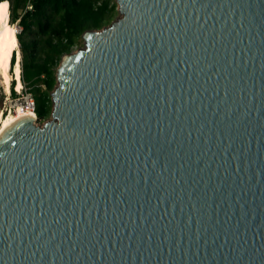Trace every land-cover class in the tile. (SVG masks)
<instances>
[{
	"label": "water",
	"instance_id": "water-1",
	"mask_svg": "<svg viewBox=\"0 0 264 264\" xmlns=\"http://www.w3.org/2000/svg\"><path fill=\"white\" fill-rule=\"evenodd\" d=\"M116 1L0 133V264H264V0Z\"/></svg>",
	"mask_w": 264,
	"mask_h": 264
},
{
	"label": "trees",
	"instance_id": "trees-1",
	"mask_svg": "<svg viewBox=\"0 0 264 264\" xmlns=\"http://www.w3.org/2000/svg\"><path fill=\"white\" fill-rule=\"evenodd\" d=\"M11 5L10 21L23 30L18 35L22 54V83L36 103L39 121L52 115V90L57 84L56 68L64 55L83 41L87 31L100 29L116 12L111 0H0ZM33 6L32 10L28 5ZM24 35L31 36L26 41ZM16 55L11 65L14 67ZM11 93L17 97L15 82ZM1 129V128H0Z\"/></svg>",
	"mask_w": 264,
	"mask_h": 264
},
{
	"label": "rangeland",
	"instance_id": "rangeland-1",
	"mask_svg": "<svg viewBox=\"0 0 264 264\" xmlns=\"http://www.w3.org/2000/svg\"><path fill=\"white\" fill-rule=\"evenodd\" d=\"M111 3L117 5L116 12H115L114 16L111 17L110 21L108 23H106L104 26H102L100 29L107 27L108 25H110L112 22L116 21L121 16L119 13V5H118L117 1L111 0ZM11 5L12 4L9 2V11H11ZM10 20L11 19L9 17V24H11ZM19 27H22V26L20 24L17 25V23H16L15 28L18 30ZM93 30H97V29H93ZM24 38L26 41H29L31 39V36L24 35ZM84 45H85V41L83 39L82 42H79L76 46H74L71 53L77 52L79 49L83 48ZM20 52H21V50H20ZM16 53H15V55H16L15 64L17 62V54ZM66 55H64V57ZM62 61H61V63H62ZM61 63H60V65H61ZM60 65L56 68V75H57L58 68L60 67ZM21 70H22V54H21ZM9 73L13 79L11 81V84H10V90H11L12 82L14 81L15 82V91L17 92V97H13L11 91L9 93L6 91V87L4 85L3 78L0 75V128L3 125V119L5 117L10 116V115H14V113H16L17 109L19 107H22L25 104L27 97L29 95H31L30 91L28 90V87H25L24 85L22 86L20 91H17L18 81L15 80V76H14L15 68L12 65L10 67ZM57 86H58V83L56 84L55 88L52 90L51 94L53 93V91L56 89ZM51 118H52V115H50L47 119L41 120V121H39L37 118L36 123L39 125H43L47 121L51 120Z\"/></svg>",
	"mask_w": 264,
	"mask_h": 264
},
{
	"label": "bare ground",
	"instance_id": "bare-ground-1",
	"mask_svg": "<svg viewBox=\"0 0 264 264\" xmlns=\"http://www.w3.org/2000/svg\"><path fill=\"white\" fill-rule=\"evenodd\" d=\"M3 3H7L9 5L8 1H3L0 4ZM7 16L6 18L0 22V34H3L5 31V26H7L8 29H10V33L9 35L5 38L4 42L8 43L9 48H10V56L8 59V68H7V77H5V71L2 67H0V75L3 78V82L4 85L6 87V91L9 93L10 90V84L11 81L13 80L9 70L11 67V59L13 58L12 56L15 55L16 51H18V57H17V62L14 66L15 68V80L18 81V87H17V91H20L23 83H22V70H21V52H20V43H19V39H18V35H17V29L15 28V26L9 24V17H10V11H9V7L7 10ZM18 68V70H17ZM21 107H19L16 111V113H14V115H10L8 117H5L3 119V125L0 129V133L6 129L12 122H14L16 119L20 118V117H25V116H32V117H36V115L29 113V112H22L21 111Z\"/></svg>",
	"mask_w": 264,
	"mask_h": 264
},
{
	"label": "snow or ice",
	"instance_id": "snow-or-ice-1",
	"mask_svg": "<svg viewBox=\"0 0 264 264\" xmlns=\"http://www.w3.org/2000/svg\"><path fill=\"white\" fill-rule=\"evenodd\" d=\"M9 5L7 3L0 4V22H2L7 16V10ZM10 29L5 26V31L0 34V67L5 71V77H7L8 59L10 56V48L8 43L4 42L5 38L9 35ZM18 70V68H17Z\"/></svg>",
	"mask_w": 264,
	"mask_h": 264
},
{
	"label": "built area",
	"instance_id": "built-area-1",
	"mask_svg": "<svg viewBox=\"0 0 264 264\" xmlns=\"http://www.w3.org/2000/svg\"><path fill=\"white\" fill-rule=\"evenodd\" d=\"M28 9L29 10H32L33 9V6L31 4H29L28 5ZM18 24L19 23H17V25ZM13 26H15V24ZM22 30H23V28L22 27H19L18 30H17V35L21 34L22 33ZM16 52H17L16 54H17V57H18V51H16ZM21 109H22L21 110L22 112H29V113H32V114H34V115L37 116V114H36V103H35L34 98L31 95H29L27 97L26 102L21 107Z\"/></svg>",
	"mask_w": 264,
	"mask_h": 264
},
{
	"label": "clouds",
	"instance_id": "clouds-1",
	"mask_svg": "<svg viewBox=\"0 0 264 264\" xmlns=\"http://www.w3.org/2000/svg\"><path fill=\"white\" fill-rule=\"evenodd\" d=\"M13 57V56H12ZM12 60V59H11Z\"/></svg>",
	"mask_w": 264,
	"mask_h": 264
}]
</instances>
